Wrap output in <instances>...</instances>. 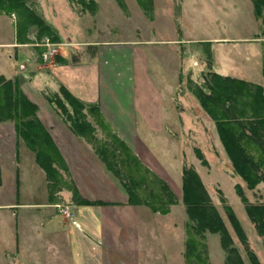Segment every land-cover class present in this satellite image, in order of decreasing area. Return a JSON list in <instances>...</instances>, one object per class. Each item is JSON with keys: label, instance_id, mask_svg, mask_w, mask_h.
Segmentation results:
<instances>
[{"label": "crops", "instance_id": "crops-1", "mask_svg": "<svg viewBox=\"0 0 264 264\" xmlns=\"http://www.w3.org/2000/svg\"><path fill=\"white\" fill-rule=\"evenodd\" d=\"M153 3L152 20L146 23L155 33L160 20ZM171 3L163 20L171 23L172 35L159 38L137 34L116 40L92 36L96 30L84 34L79 28L62 34L41 12L56 39L29 35L31 41L21 43L14 19L0 14V75L16 79L36 105V116L59 156L53 162L57 174L47 177L13 122L0 121V264H184L185 208L172 205L161 214L127 203L121 180L47 99L63 86L82 103L96 104L111 129L169 182L170 175L146 145L156 142L146 137L183 131L190 118L185 110L177 111L175 103L180 76L190 69L185 54L191 50L184 46L187 39L175 34ZM46 39L56 46V53L43 61L40 53ZM151 70L168 71L173 80L162 74L157 84L148 83L153 94L146 96L143 84L144 79L150 81ZM152 158L162 172L150 163ZM70 184L82 198L100 202H76ZM58 205L72 216L60 213Z\"/></svg>", "mask_w": 264, "mask_h": 264}, {"label": "trees", "instance_id": "trees-1", "mask_svg": "<svg viewBox=\"0 0 264 264\" xmlns=\"http://www.w3.org/2000/svg\"><path fill=\"white\" fill-rule=\"evenodd\" d=\"M254 11L262 14L264 25V0H251ZM117 2L123 6L122 0ZM142 9L151 11L152 0H137ZM85 3V1H83ZM89 4L93 0L88 1ZM14 16L17 42H30L29 30L36 28V40L47 35H57L48 23L31 7L28 0H0V14ZM262 33L264 35V26ZM264 75V53L262 56ZM203 75V76H202ZM202 80H189L191 90L204 112L211 118L233 171L253 189L264 182V86L242 78L222 75L213 71L201 74ZM0 121H12L17 136L33 151L38 165L47 177L57 174L53 162L58 153L36 116V105L19 88L16 79L0 75ZM65 121L77 135L91 143L95 153L106 168L122 182L127 192V203L145 205L153 212L165 214L178 203L168 183L150 169L104 121L96 104H84L66 88L47 95ZM100 129L103 139H98L95 130ZM73 200L79 203H96L82 198L70 184ZM236 192L258 235L264 241V193L261 201L250 203L241 187ZM181 202L185 208L184 264H209L207 260L205 231L217 233L225 251L224 264H245L218 210L199 178L188 166L181 173ZM227 219L239 240L246 247L253 264H259L253 252L247 248L245 233L232 209L225 207Z\"/></svg>", "mask_w": 264, "mask_h": 264}, {"label": "rangeland", "instance_id": "rangeland-1", "mask_svg": "<svg viewBox=\"0 0 264 264\" xmlns=\"http://www.w3.org/2000/svg\"><path fill=\"white\" fill-rule=\"evenodd\" d=\"M88 1L90 0H28V3L38 14L44 13L62 34H74L78 28L85 34L89 29L97 31L91 34L92 36L121 40L144 35L158 38L166 37L167 34L171 36L172 25L163 19L168 18L164 10L168 9L170 1L172 2L175 34L184 36L187 39L184 46L191 50V53L185 54L190 69L189 72L183 71L180 76L181 84L177 88L175 103L177 111L185 110L190 118L185 119L183 131H177L170 136L146 137L153 138L156 142H146L147 148L170 175L169 182L162 178L178 199V203L174 205L184 208L181 202V173L184 166H190L199 175L226 225L232 245L237 248L245 264L253 263L245 245L239 240L227 219L226 206L232 209L238 219L246 236L247 248L253 252L259 264H264L263 238L258 235L236 192V186L239 185L250 203H258L264 193V182L261 181L253 189H249L243 179L233 171L214 122L201 108L189 85L190 79L200 82L203 76L201 74L216 70L264 86L262 14L258 15L254 11L251 0H154L160 24L159 30L153 33L149 31L150 27L146 23L153 17V0L151 11L142 9L137 0H122L123 6L117 0H93L92 4ZM6 15L14 19L12 14ZM35 32L36 28L31 27L28 33L34 37ZM217 38L219 40H215ZM110 56L114 57L115 53H110ZM118 59L120 60V55ZM23 60L27 63L28 57ZM166 72L151 70L147 77L150 81L146 82L144 79V95L153 94L152 89L147 88L148 83L157 84L160 77H164L162 74L165 75L164 79L172 82V73ZM95 135L98 139H103L100 129L95 130ZM155 159H150V163L155 164L154 167L162 172ZM71 216L72 213L67 217ZM204 234L209 264H224L225 251L220 246L219 235L209 231Z\"/></svg>", "mask_w": 264, "mask_h": 264}, {"label": "built area", "instance_id": "built-area-1", "mask_svg": "<svg viewBox=\"0 0 264 264\" xmlns=\"http://www.w3.org/2000/svg\"><path fill=\"white\" fill-rule=\"evenodd\" d=\"M44 45L46 46L45 49L40 53V57L43 61L48 60L49 58H52L56 53V46L52 43H48L47 39L44 41ZM21 68H23V64L20 65ZM57 209L60 213H64L67 216L71 213L68 211L67 207L58 205Z\"/></svg>", "mask_w": 264, "mask_h": 264}]
</instances>
